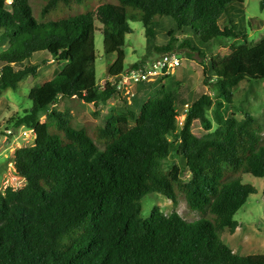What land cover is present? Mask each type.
<instances>
[{
	"label": "trees",
	"instance_id": "1",
	"mask_svg": "<svg viewBox=\"0 0 264 264\" xmlns=\"http://www.w3.org/2000/svg\"><path fill=\"white\" fill-rule=\"evenodd\" d=\"M85 2L0 0V43L6 45L0 51V97L37 74L40 65L27 64L36 53L58 60L53 77L29 91L30 108L8 121L16 130L33 129L35 141L13 154L25 184L0 189V264H264V254L237 255L221 239L225 228L236 232L235 214L256 193L242 175L264 179V129L250 111L238 118L231 110L233 88L241 81L264 83V39L239 44L215 66H203L214 97L202 93L182 102L176 88L162 87L142 104L135 98L138 111L126 104L91 133L73 125L69 110L55 108L63 99L99 105L122 96L117 82L98 84L97 22L104 51L117 53L119 67L130 21H141L150 35L156 18L167 19L170 39L159 50L173 52V35L180 32L186 36L178 48L204 56L200 47L209 42L247 37V26L234 21L244 20L245 0H111L50 17L60 7ZM226 13L230 25L221 27ZM196 122L206 130L201 136L194 133ZM174 150L180 163L167 168ZM152 192L172 202L170 214L154 206L149 218L142 216L141 200ZM180 196L202 216L183 218L176 209Z\"/></svg>",
	"mask_w": 264,
	"mask_h": 264
},
{
	"label": "rangeland",
	"instance_id": "2",
	"mask_svg": "<svg viewBox=\"0 0 264 264\" xmlns=\"http://www.w3.org/2000/svg\"><path fill=\"white\" fill-rule=\"evenodd\" d=\"M111 0H86L78 6L60 7L57 14H51V18H62L74 15L80 12H86L99 4L109 2ZM261 0H245L244 20L241 16L234 18L235 23L247 26V37L234 39H219L209 42L207 47H200L204 52V56L198 51L189 48H178L179 42H182L186 34L176 33L173 35L178 39L175 42V52L179 54L181 65L176 69L174 74L164 75L155 82L132 84L127 79V72L135 67L134 64L144 65L147 61L152 60L163 51L159 50V46L165 44L170 38L165 37V33L171 27L167 19L156 18L152 24L150 35L146 34L143 23L141 21H130L132 33L126 36V42L123 46L125 51V60L122 66H117V53L107 54L103 46V34L101 32V24L96 23L97 29L95 33L96 47V77L98 84H104L105 80L117 82L122 96H117L111 102L95 105L86 103L83 100L63 99L55 108L69 110L73 114V125L77 128H86L90 133L95 125L104 126L107 119L111 117L114 111L126 106L133 108L134 100L139 104L144 103L147 98L156 94L162 87L166 89L176 88L178 97L182 102H189L202 93H206L212 97L215 96L213 88L204 82L205 76L203 66L211 64L215 66L220 60L228 56L231 51L239 44L253 46L264 39V8H261ZM36 9L40 8V4L36 3ZM230 15L224 14L220 21L221 27L230 25ZM251 21V23H249ZM164 28L162 31L161 28ZM192 34H189L191 37ZM6 48L5 44L0 43V51ZM66 51L62 50L60 55ZM190 56H189V55ZM57 55V56H60ZM41 60L46 61L40 64ZM28 65L39 64L40 67L36 75H29L21 81L17 89L8 88L4 90L0 97V189L4 190L6 186L20 188L25 184V180L16 171L13 165V154L15 150L23 146L34 144L33 135L22 136L25 127L17 130L8 123L11 119H16L23 114L24 109L30 108L31 100L28 97L29 91L36 85L42 84L46 80H50L58 66L56 56L49 53H36L30 60ZM146 90H145V89ZM145 94V96H144ZM233 104L231 110L236 113L238 118L243 117V110L250 111L259 121L264 129V83L248 82L243 80L233 88ZM127 101V103H125ZM178 108L182 109V104H178ZM138 111V108H136ZM140 109V105H139ZM99 111V118L95 116V112ZM211 117V111H210ZM41 120H45V114L41 115ZM184 116H179L178 121L181 125ZM215 126V124H214ZM213 126V127H214ZM14 132V136L8 137L7 131ZM212 128L209 131H213ZM206 132L203 126L196 122L194 133L201 136ZM264 138V131L262 133ZM17 136L16 138H14ZM172 139V136H170ZM174 163H180L179 156L172 151L170 156L165 160V167H170ZM245 183H251L256 188V193L251 194L247 202L237 211L234 219L239 226L235 233L231 234L228 228L221 232L222 241L227 244L237 255L264 254V179L255 177L251 174L242 175ZM142 216L149 218L154 206H159L165 214H170L175 208L172 202L164 195L156 192L148 193L142 200ZM178 213L186 220L193 221L198 219L201 213L191 211L184 196H180Z\"/></svg>",
	"mask_w": 264,
	"mask_h": 264
},
{
	"label": "built area",
	"instance_id": "3",
	"mask_svg": "<svg viewBox=\"0 0 264 264\" xmlns=\"http://www.w3.org/2000/svg\"><path fill=\"white\" fill-rule=\"evenodd\" d=\"M180 65L181 59L177 52L161 53L158 57L147 61L144 65L129 70L127 72V79H129V82L132 84L155 82L164 75L174 74ZM188 107L189 105L186 104L185 110L182 114L184 117ZM7 135L8 137L11 135L14 136V132L8 130ZM30 135H33L35 140V131L33 129L27 128V130H23L22 136L28 137ZM16 137L17 136L14 138Z\"/></svg>",
	"mask_w": 264,
	"mask_h": 264
}]
</instances>
